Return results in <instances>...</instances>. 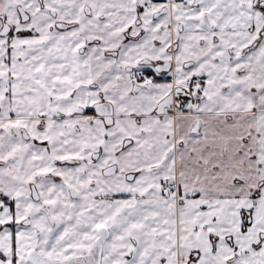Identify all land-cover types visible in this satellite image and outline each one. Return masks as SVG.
Returning <instances> with one entry per match:
<instances>
[{"label": "snow or ice", "instance_id": "obj_1", "mask_svg": "<svg viewBox=\"0 0 264 264\" xmlns=\"http://www.w3.org/2000/svg\"><path fill=\"white\" fill-rule=\"evenodd\" d=\"M0 264H264V0H0Z\"/></svg>", "mask_w": 264, "mask_h": 264}]
</instances>
